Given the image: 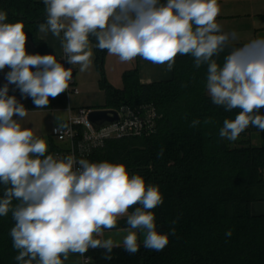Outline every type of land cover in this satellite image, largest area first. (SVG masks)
<instances>
[{
    "label": "clouds",
    "instance_id": "clouds-1",
    "mask_svg": "<svg viewBox=\"0 0 264 264\" xmlns=\"http://www.w3.org/2000/svg\"><path fill=\"white\" fill-rule=\"evenodd\" d=\"M42 3L46 15L38 32L58 39L61 59L79 65V72L92 65L93 48L121 62L140 57L168 71L177 55L190 56L195 68L206 66L211 103L227 112L240 109L234 119L223 121L219 137L234 142L249 126L264 132V37L235 46L238 33L224 31L217 21L218 0ZM26 40L24 25L8 22L7 11L0 10V71L10 69L0 87V217L11 213L14 221L9 235L16 264H64L70 254L84 256L97 248L104 250V259L119 247L130 255L141 245L162 251L175 229H157L153 210L163 204L158 185L147 184L124 163L51 154L46 140L22 125L28 110L8 94L9 85L42 109L49 97L66 92L73 76L72 67L65 68L55 55L28 54ZM226 49L221 64L218 58ZM200 124L194 119L190 127ZM121 220L125 227H118ZM107 232L121 239L105 237ZM225 235L231 237V230Z\"/></svg>",
    "mask_w": 264,
    "mask_h": 264
},
{
    "label": "trees",
    "instance_id": "trees-1",
    "mask_svg": "<svg viewBox=\"0 0 264 264\" xmlns=\"http://www.w3.org/2000/svg\"><path fill=\"white\" fill-rule=\"evenodd\" d=\"M0 10L7 11L8 22L23 24L39 55H47L38 38L46 15L42 2L0 0ZM229 50L221 53L219 63ZM107 52L95 48L100 85L108 96L104 108L152 107L158 115L156 130L148 137L109 140L86 159L124 163L130 173L158 185L163 204L153 210L157 229L169 233L174 228L175 235L158 252L141 245L130 255L119 247L104 259L103 249H89V264H264V216L251 213L254 202L264 201V132L249 126L234 142L219 137L223 121L234 119L240 109L227 112L211 103L206 66L195 68L192 57H176L168 81L143 85L137 71H131L124 75V88L117 90L105 79ZM208 118L212 122L204 124ZM194 119L201 121L196 128L190 127ZM55 140L52 135L49 153L70 155L68 144ZM13 226L11 213L0 217V264H16L9 235ZM125 226L124 220L118 224ZM229 230L231 237L225 235ZM78 259L79 254H70L64 264Z\"/></svg>",
    "mask_w": 264,
    "mask_h": 264
},
{
    "label": "crops",
    "instance_id": "crops-1",
    "mask_svg": "<svg viewBox=\"0 0 264 264\" xmlns=\"http://www.w3.org/2000/svg\"><path fill=\"white\" fill-rule=\"evenodd\" d=\"M33 1L42 2V0ZM160 2L166 3V0H160ZM218 3L221 5V13L217 17V21L223 25L224 31L234 30L238 33L239 39L234 41L233 44L242 45L254 38L264 37V0H218ZM38 38L46 44L47 55H55L60 63L67 68L63 59H61L63 52L60 41L52 36L51 33L47 37H43L38 32ZM25 48L30 55L39 54L37 46L31 38H27ZM177 57L181 56L177 55ZM95 60V48H93V62L87 71L79 72V65H69V67H72L73 82L79 93L72 94L69 86L66 92L61 93L55 99L49 97L50 103L47 108H35L30 98L22 97L15 85H9L8 94L16 96L17 100L28 110L27 117L21 121L22 125L30 127L37 134L44 121L53 120L56 122V127L50 136L52 138L55 129L63 125L70 115H74L78 109L82 108L92 111L106 109L104 107L107 104L108 96L106 90L100 85L102 77L96 68ZM9 70L6 67L0 71V87L7 83L5 76ZM104 71L108 84L117 90L124 88V75L131 71H137L140 83L143 85L168 81L173 74L172 70H167L166 65H155L140 57H136L130 62H121L117 56L110 55L108 52L104 61ZM98 89L105 93L104 106L92 109V107H84L81 106V103H78V97H91ZM84 104H93V102L88 101L87 103V101H84ZM251 213L254 216H264V201L254 202L251 205ZM66 264L81 263L78 259V261L69 260Z\"/></svg>",
    "mask_w": 264,
    "mask_h": 264
},
{
    "label": "built area",
    "instance_id": "built-area-1",
    "mask_svg": "<svg viewBox=\"0 0 264 264\" xmlns=\"http://www.w3.org/2000/svg\"><path fill=\"white\" fill-rule=\"evenodd\" d=\"M64 63L65 60L63 59ZM67 68L70 64L65 63ZM72 94H78L73 82V76L69 82ZM118 113V122L95 131L88 122V115L92 110L80 109L76 115H70L69 119L53 132L54 138L68 144L70 154L77 159L86 158L94 150L101 148L109 140L123 138L148 137L156 130L157 113L149 106L130 108L120 107L114 110ZM91 259L84 254L80 256L81 264H89Z\"/></svg>",
    "mask_w": 264,
    "mask_h": 264
},
{
    "label": "rangeland",
    "instance_id": "rangeland-1",
    "mask_svg": "<svg viewBox=\"0 0 264 264\" xmlns=\"http://www.w3.org/2000/svg\"><path fill=\"white\" fill-rule=\"evenodd\" d=\"M104 97H105V93L98 89L97 91L94 92V94L91 95V97L86 98L84 96H80V97H78L77 101H78V103H81V106L92 107V109H96V108H101L102 106H104V103H105L104 102ZM84 101H87V103H88V101L89 102L92 101L93 104H84ZM80 109H82V108H80ZM80 109H78V110H80ZM74 115H76V112H75ZM55 127H56V122L55 121H53V120L44 121L42 123V127L39 129V132L37 133L38 135L42 136L46 140V142L48 144V148L50 146V136H51L52 131H53V129ZM54 142L56 144H58V145H63V144L57 142L56 140ZM107 236H112V238L115 239V240L121 239V237L117 236L115 234V232L105 233V237H107ZM141 239H142V237H141Z\"/></svg>",
    "mask_w": 264,
    "mask_h": 264
},
{
    "label": "water",
    "instance_id": "water-1",
    "mask_svg": "<svg viewBox=\"0 0 264 264\" xmlns=\"http://www.w3.org/2000/svg\"><path fill=\"white\" fill-rule=\"evenodd\" d=\"M118 113L114 110H93L88 115V122L95 131L118 122Z\"/></svg>",
    "mask_w": 264,
    "mask_h": 264
}]
</instances>
